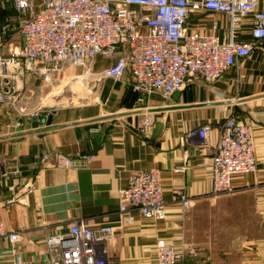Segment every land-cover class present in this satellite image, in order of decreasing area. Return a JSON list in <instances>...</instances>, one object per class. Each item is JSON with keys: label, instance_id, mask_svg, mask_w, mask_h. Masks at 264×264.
Listing matches in <instances>:
<instances>
[{"label": "crops", "instance_id": "1", "mask_svg": "<svg viewBox=\"0 0 264 264\" xmlns=\"http://www.w3.org/2000/svg\"><path fill=\"white\" fill-rule=\"evenodd\" d=\"M258 8L264 9V0ZM190 20L203 31L228 37L230 21L220 13L199 10ZM249 30L248 23L241 24L236 38L251 39ZM109 62L95 58L81 95L68 87L78 103L64 104L69 95L64 89L68 81L63 80L83 70L80 66L66 63L50 81H21L28 107L40 108V123L18 114L9 103L0 104V221L6 230L20 234L14 243L0 238V264H48L44 236L67 231L73 221L117 224L120 191L129 174L150 169L160 170L166 217L150 220L135 212L134 222L118 228L109 247L114 264H153L158 239L181 253L182 264H264V236L219 243L203 234L197 222L223 196L210 193V159L218 124L233 115L250 127L257 163L253 172L235 175L234 191L225 195L240 199L264 223V38L217 80L191 77L167 98L152 93L140 100L128 72L117 80L97 79L95 72ZM145 113L163 123L156 138L151 137L154 125L146 133L135 127ZM201 124L210 126L203 149L197 136L186 134ZM77 152L82 157L76 159ZM57 153L75 163L46 167L39 162L45 154L53 162ZM87 155H92L90 161ZM28 183L35 187L23 200L5 204ZM175 191L191 198L187 212Z\"/></svg>", "mask_w": 264, "mask_h": 264}, {"label": "built area", "instance_id": "2", "mask_svg": "<svg viewBox=\"0 0 264 264\" xmlns=\"http://www.w3.org/2000/svg\"><path fill=\"white\" fill-rule=\"evenodd\" d=\"M258 1L0 0V104L9 103L18 114L34 116L40 123V108L28 107L21 81L28 77L50 81L66 63L82 67L83 73L91 76L98 56L110 62L97 70L95 77L117 80L128 72L132 89L142 94L140 100L152 93L167 98L191 77L212 82L240 58L251 55L256 41L264 38V9L258 8ZM199 10L229 19L227 39L192 24L190 15ZM243 23L250 25L249 40L236 38ZM154 121L145 113L135 127L146 133ZM209 131L208 124H201L186 134L197 136V146L203 149ZM80 157L75 153L76 159ZM85 158L90 161L92 155ZM39 162L46 167H67L75 159L57 153L53 162L47 154ZM256 163L250 127L233 115L223 119L210 159V193H232V178L253 172ZM34 187L33 183L26 184L5 204L23 200ZM162 192L160 170L130 173L120 191L118 223L88 226L76 220L65 232L46 233L48 264H114L108 250L116 230L132 224L135 212L145 219H164ZM174 195L187 212L191 198L182 191ZM3 236L14 243L20 234L6 230L0 221V238ZM181 257L170 242L156 241L153 264H182Z\"/></svg>", "mask_w": 264, "mask_h": 264}, {"label": "rangeland", "instance_id": "3", "mask_svg": "<svg viewBox=\"0 0 264 264\" xmlns=\"http://www.w3.org/2000/svg\"><path fill=\"white\" fill-rule=\"evenodd\" d=\"M86 79V74L81 70L63 80L68 81L64 89L69 95L64 100V104L79 102L80 99L78 100L75 93L81 95L82 81ZM70 86L71 91L74 90L75 93L69 91ZM216 199L217 203L215 202L216 205L210 209V213L200 214L197 220L203 234L207 233L208 237L216 239L219 243L231 241L233 244L242 238L256 239L264 236V223L257 213L250 210V207L241 205L240 199L233 200L234 198L230 195H223L219 200L218 197Z\"/></svg>", "mask_w": 264, "mask_h": 264}, {"label": "water", "instance_id": "4", "mask_svg": "<svg viewBox=\"0 0 264 264\" xmlns=\"http://www.w3.org/2000/svg\"><path fill=\"white\" fill-rule=\"evenodd\" d=\"M177 93H178L177 91L174 92V94H177ZM49 117H51V116L49 115ZM47 122H48V120H47ZM162 127H163V123L161 121H159V120H156L155 123H154V127H153V130H152V136L151 137L152 138H156L159 135V133L161 132ZM1 180L3 181L4 179L1 178ZM9 182H10V180H9Z\"/></svg>", "mask_w": 264, "mask_h": 264}]
</instances>
